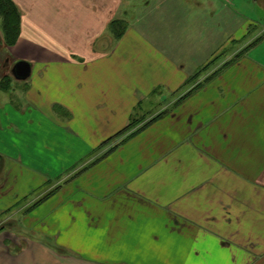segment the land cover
<instances>
[{
    "label": "crops",
    "instance_id": "0c3cea01",
    "mask_svg": "<svg viewBox=\"0 0 264 264\" xmlns=\"http://www.w3.org/2000/svg\"><path fill=\"white\" fill-rule=\"evenodd\" d=\"M13 1L20 35L8 48L31 74L7 75V90L0 80V174L7 159L28 161L34 130L63 158L88 160L75 189L33 204L37 235L0 229V264H264V37L208 80L210 56L226 46L210 41V0H154L151 20L119 39L111 24L123 0ZM214 1L218 16L264 19L259 0ZM162 93L183 100L102 148ZM13 166L8 180L25 193L28 175ZM7 197L0 217L28 227L26 196Z\"/></svg>",
    "mask_w": 264,
    "mask_h": 264
},
{
    "label": "rangeland",
    "instance_id": "374dc122",
    "mask_svg": "<svg viewBox=\"0 0 264 264\" xmlns=\"http://www.w3.org/2000/svg\"><path fill=\"white\" fill-rule=\"evenodd\" d=\"M211 1L215 3L214 0H210V6L208 9L209 38L210 41H218L219 38L222 37L221 41L223 39L226 46L223 49H220V51L214 56H210V61L206 67V71L209 73L208 79L219 74L223 69L227 68L240 58L246 52L247 45L264 37V19L259 22H249L240 18L235 13L228 11V9H224L218 16L220 10L217 11L215 8L216 5H211ZM153 2L154 0H128L127 2L126 0H123V4L120 8L121 12L118 16L119 18L116 20H118L122 26H126L127 24L136 21L138 17L141 18L142 22H146V19L151 20L152 7L156 6ZM195 2H197V0H194V3ZM258 2L264 5V0H259ZM10 56L11 53L9 52L3 26L0 22V80L4 76L12 75V69L16 64V61L14 57ZM8 57L11 58L9 65L6 63ZM203 68L199 71H203ZM199 71L195 73V81H198V77H200ZM9 79L10 81H8L7 78L4 81L5 87L8 85L11 87L13 79L11 76ZM17 83L18 81H13L14 85ZM184 90L185 89L183 88V90L177 95H182ZM163 94L164 93H162L161 97L156 96L155 98L150 99L148 103L141 107V111L134 114L131 127L121 135L110 139L102 148H108V150L115 148L121 140H124V138L128 137L131 133H133L132 137L140 133L149 124L162 118L164 115H167L169 111L172 110V106L175 102L183 100V98H177L174 103H171L173 96L169 94L164 96ZM5 100H7V96L0 89V109L4 106ZM39 122L40 120L37 119L36 123ZM31 126L34 127L33 125ZM135 132L137 133L134 134ZM47 142V140L45 141L41 138L38 130H34V134H29L28 136V161L21 162L16 160L10 162L9 159L6 160L7 164L4 173L3 175L0 174V206L3 207L9 204L5 203L3 199L4 196H8L6 200L7 202H12L15 198H18V196L21 201V198L26 196V199L18 203V206L28 202L29 210L28 212H25L28 215V227L25 228L27 223H23V216H19L15 220L7 221H4L6 216H2L0 217V229L5 227L8 230L11 229L10 231L14 230L17 233L25 232V229H28V234L37 235L35 228L42 223L41 215L43 214L42 211L33 212L34 209H31L33 204L49 194L48 197L55 196L62 189H66L67 187L68 189H75L78 185L79 182L76 181L77 176L74 175L75 171L79 169L82 164L87 162L88 158L79 162L71 161L72 158L70 157L64 156L63 158L60 152L62 147L60 145H50ZM13 148H15L16 151L24 149L23 146H15ZM64 148V150L67 151L69 147L65 146ZM12 164H14L13 169L15 170V174L21 172L23 175H28V178L23 182V179L19 181V184H22L21 186L28 188L25 193H19L17 195L16 190L21 192L24 189H18L20 185H17L18 180H15L16 178L14 179V176H11V181L8 180L10 175L9 169ZM12 185H17V187L10 189ZM45 200H47V198ZM2 221L5 223L2 224Z\"/></svg>",
    "mask_w": 264,
    "mask_h": 264
},
{
    "label": "trees",
    "instance_id": "16d2710c",
    "mask_svg": "<svg viewBox=\"0 0 264 264\" xmlns=\"http://www.w3.org/2000/svg\"><path fill=\"white\" fill-rule=\"evenodd\" d=\"M1 19H2V21H1ZM0 22H1L2 26H3V30H4V33H5L7 46L14 45L15 42L17 41L19 35H20L21 19H20L19 10H18V8H17V6H16V4L14 3L13 0H0ZM111 28H112V32H113L115 38L119 39L123 35L126 26H122V24L118 20H114L112 22V24H111ZM260 39H258V40H260ZM258 40H256L255 42H257ZM199 72H201V71H199ZM195 76L196 75H194L191 78L195 79L196 78ZM6 78L8 79V81H10L9 76H4L2 78L1 88L4 89V90L5 89L7 90V89L10 88V85H8L6 87L4 85V81L6 80ZM191 80H193V79H190V81ZM131 124H132V119L130 121V124L124 130H122L119 133H117L111 139H113L116 136L121 135L122 133H124L126 130H128L131 127ZM137 132H135L134 134H136ZM132 134L133 133H131L128 137L124 138V140H121L118 143V145L115 146V148L118 147L121 143H123L126 140H128L129 138H131ZM108 141H106L104 144H106ZM115 148L109 149L108 152H111Z\"/></svg>",
    "mask_w": 264,
    "mask_h": 264
},
{
    "label": "water",
    "instance_id": "95a60500",
    "mask_svg": "<svg viewBox=\"0 0 264 264\" xmlns=\"http://www.w3.org/2000/svg\"><path fill=\"white\" fill-rule=\"evenodd\" d=\"M31 74V65L27 61H19L17 62L12 69V75L17 80H26Z\"/></svg>",
    "mask_w": 264,
    "mask_h": 264
}]
</instances>
